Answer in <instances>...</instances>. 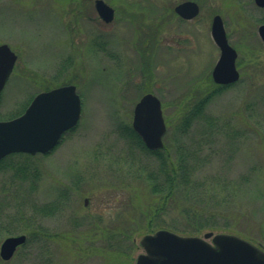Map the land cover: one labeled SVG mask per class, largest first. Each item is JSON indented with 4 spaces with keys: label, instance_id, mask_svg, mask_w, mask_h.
I'll list each match as a JSON object with an SVG mask.
<instances>
[{
    "label": "rangeland",
    "instance_id": "rangeland-1",
    "mask_svg": "<svg viewBox=\"0 0 264 264\" xmlns=\"http://www.w3.org/2000/svg\"><path fill=\"white\" fill-rule=\"evenodd\" d=\"M94 1L0 0V45L18 56L0 94V120L62 85H75L82 102L77 127L50 154L8 159L12 169L0 175V220L31 216L45 234L0 264H116L111 247L126 232L131 236L118 264L127 257L135 264L144 253L140 240L152 229L164 222L192 229L179 212L187 205L213 219L195 236L232 234L264 251V43L258 32L264 8L254 0H193L200 12L183 21L174 7L186 0H104L116 9L106 23ZM215 15L238 52L240 73L219 91L212 78L220 57L211 35ZM147 93L161 100L162 149L169 147L172 158L178 145L192 155L210 141L202 152L206 162L190 169L186 200L163 201L135 173L153 159L128 137L134 106ZM208 96L204 114L217 121L214 134L203 137L201 123L183 134L182 117ZM26 165L38 170L37 180L20 178L17 168ZM21 226L1 232L0 246L23 233Z\"/></svg>",
    "mask_w": 264,
    "mask_h": 264
},
{
    "label": "water",
    "instance_id": "water-1",
    "mask_svg": "<svg viewBox=\"0 0 264 264\" xmlns=\"http://www.w3.org/2000/svg\"><path fill=\"white\" fill-rule=\"evenodd\" d=\"M254 2L259 8H264V0ZM95 8L106 23L114 20V9L104 0H95ZM174 10L183 19L191 20L199 14L200 7L197 2L187 0L176 5ZM258 32L264 43V24L259 26ZM211 35L220 49L212 78L218 85L234 84L240 78L236 66L238 53L229 44L220 15L213 17ZM16 61L15 52L7 44H1L0 94ZM81 110V99L73 84L39 93L21 116L0 121V159L16 152H50L62 135L78 124ZM132 127L148 149L164 147L166 125L161 102L156 95L147 93L136 103ZM26 240L24 234L5 238L0 246L1 259L10 260ZM140 245L144 253L137 257L135 264H264L261 248L232 234L207 232L203 237L184 236L160 229L144 235Z\"/></svg>",
    "mask_w": 264,
    "mask_h": 264
},
{
    "label": "trees",
    "instance_id": "trees-1",
    "mask_svg": "<svg viewBox=\"0 0 264 264\" xmlns=\"http://www.w3.org/2000/svg\"><path fill=\"white\" fill-rule=\"evenodd\" d=\"M219 87V86H218ZM228 86H221L218 88L223 89ZM211 96L205 97L202 100L198 101L189 112L184 114L180 121V130L183 134L189 132L191 126L200 124L204 126L202 131L203 137L211 136L214 134L213 125H217V121L212 118L205 116L204 110L208 105V102L211 100ZM217 132V131H215ZM128 137L133 139L139 146V150L143 151L146 157H152L150 160L152 162L145 161L139 166V169L135 171L138 177H142L145 182H147L148 186H150L151 192L155 196H160L162 200L171 199L173 197H179L180 199H188L189 193H187L183 188L187 185L188 175L190 174V169L192 171L195 167L199 166L198 162L203 160V164L206 162V157L202 156V152L208 148H204L205 142L203 145H197L195 152L190 155L189 152L183 146H176V157L172 158L171 153L168 151L169 147H165L162 150L158 151H150L144 144L142 143L140 137L134 132V130L130 127L128 130ZM232 138L235 139L236 134L235 131L231 133ZM233 139V140H234ZM14 156H19L18 158H25L26 161L30 156L25 154H14ZM24 161V163L26 162ZM154 163V165H153ZM200 163V164H202ZM31 166V170L29 168ZM34 165H26L22 166L26 169L21 170V167H18V171L21 172L19 175L21 179H30V181L37 180L40 177V173L36 168H32ZM35 169V170H32ZM164 202L159 207H156V211L153 214V217L156 219L160 216L161 210H163ZM178 209L180 207H177ZM180 215L182 218L187 221L192 229H180L179 225L176 222L166 223L164 222L163 227L171 229L172 231L179 233L181 235H196L197 232L200 231L201 228H204L212 223V217L207 215H201L200 212L194 209L191 205H187L179 209ZM154 219H149L151 222ZM22 222L25 223V227L21 228V232L27 235L29 243L33 239L39 240V235H44V231L36 222V219L33 217H29L25 219L23 215H20L19 218H11L6 220H0V233L4 232L5 234H11L14 230L19 229L22 225ZM22 227V226H21ZM151 229V227H149ZM156 229H152L155 232ZM129 232L121 234L119 237L124 240L123 243H116L112 248V253H116L117 256L115 258L116 264L119 263L121 257H123L122 248L126 246V243L129 242L128 234ZM118 236V235H117ZM27 243V244H28ZM119 258V260H117ZM122 264H128V261L131 260V257L122 258Z\"/></svg>",
    "mask_w": 264,
    "mask_h": 264
},
{
    "label": "flooded vegetation",
    "instance_id": "flooded-vegetation-1",
    "mask_svg": "<svg viewBox=\"0 0 264 264\" xmlns=\"http://www.w3.org/2000/svg\"><path fill=\"white\" fill-rule=\"evenodd\" d=\"M93 4H94V8H95V3L93 2ZM115 15H116V9L114 8V17H115ZM181 20H183V21H189V20H185V19H182V18H180ZM114 21V20H113ZM16 67V66H15ZM15 67H14V69H13V72H14V70H15ZM12 72V73H13ZM37 95V94H36ZM35 95V96H36ZM34 96V97H35ZM34 97L33 98H31V100L29 101V103L27 104V106H26V108L24 109V111L22 112V113H20V114H18V115H16L15 117H13V118H10V119H14V118H17V117H19V116H21L25 111H26V109H27V107L29 106V104L31 103V101L34 99ZM72 131V130H71ZM71 131H69V132H71ZM68 132V133H69ZM67 133V134H68ZM66 134V135H67ZM65 135V136H66ZM64 136V137H65ZM63 138V137H62ZM60 142H61V140H60ZM60 142L58 143V145L60 144ZM58 145L56 146V147H54V149L55 148H57L58 147ZM53 149V150H54ZM53 150H51L50 152H48V153H45V154H41V155H48V154H50ZM36 155H38V154H36ZM36 155H34V156H36ZM10 157H14V154H10V155H7V156H5L4 158H2L1 160H0V175L1 174H5L6 172H8V171H10L11 169H12V165H10V162H8V159H10ZM10 161V160H9Z\"/></svg>",
    "mask_w": 264,
    "mask_h": 264
},
{
    "label": "bare ground",
    "instance_id": "bare-ground-1",
    "mask_svg": "<svg viewBox=\"0 0 264 264\" xmlns=\"http://www.w3.org/2000/svg\"><path fill=\"white\" fill-rule=\"evenodd\" d=\"M229 44H230V43H229ZM233 48H234V47H233ZM234 49H235V48H234ZM236 51H237V50H236ZM239 80H240V78H239ZM239 80H238V81H239ZM238 81H237V82H238ZM235 83H236V82H235ZM235 83H234V84H235ZM45 91H48V90H45ZM144 95H145V94H144ZM139 100H140V99H139ZM139 100H138V101H139ZM159 100H160V99H159ZM138 101H137V102H138ZM137 102H136V103H137ZM160 102H161V100H160ZM135 105H136V104H135ZM161 107H162V104H161ZM162 229L172 231L171 229H168V228H162ZM158 230H160V229H158ZM158 230H157V231H158ZM172 232H174V231H172ZM175 233H176V232H175ZM177 234H178V233H177ZM141 239H142V238H141ZM22 246H23V245H22ZM22 246H21V247H22Z\"/></svg>",
    "mask_w": 264,
    "mask_h": 264
}]
</instances>
